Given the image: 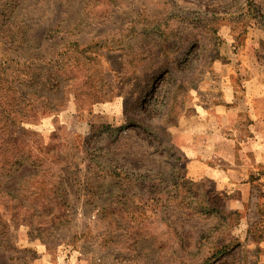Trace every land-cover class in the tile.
<instances>
[{
    "label": "rangeland",
    "instance_id": "rangeland-1",
    "mask_svg": "<svg viewBox=\"0 0 264 264\" xmlns=\"http://www.w3.org/2000/svg\"><path fill=\"white\" fill-rule=\"evenodd\" d=\"M16 2L26 40L0 15V76L34 165L0 174V264H259L261 201L229 210L176 143L228 89L264 98V0ZM252 125L246 109L227 133ZM44 199L62 210L43 215Z\"/></svg>",
    "mask_w": 264,
    "mask_h": 264
},
{
    "label": "crops",
    "instance_id": "crops-1",
    "mask_svg": "<svg viewBox=\"0 0 264 264\" xmlns=\"http://www.w3.org/2000/svg\"><path fill=\"white\" fill-rule=\"evenodd\" d=\"M232 89L226 96L201 115L196 125L190 124L189 142L177 139V145L188 159L187 172L191 181L208 180L214 190L225 197L229 210L242 212L249 202L261 201L264 206V98L237 99ZM248 111L253 122L252 134L242 143L236 140L230 125L242 112ZM244 110V111H243ZM203 121V122H198ZM257 206L255 216L258 218ZM243 213V212H242ZM263 217L264 224V214ZM241 225L247 228L246 216ZM264 228V227H263ZM261 249L260 263L264 264V238L255 243Z\"/></svg>",
    "mask_w": 264,
    "mask_h": 264
},
{
    "label": "trees",
    "instance_id": "trees-1",
    "mask_svg": "<svg viewBox=\"0 0 264 264\" xmlns=\"http://www.w3.org/2000/svg\"><path fill=\"white\" fill-rule=\"evenodd\" d=\"M247 2L250 3L251 0H247ZM16 3H17L16 0H4V2L1 3L0 5V15L2 17L1 31H3V33L5 34L4 38H9L10 42L18 45H22V43L26 40V38L24 37V33L20 31L19 34L21 35L22 33V35L18 37L16 34L18 33L20 28L16 30V25L13 24ZM13 63H15L18 66L16 62ZM0 75H1V71H0ZM6 84H7V79L3 76H0V134L2 133L4 134L3 144L5 147L4 161L0 163V174L5 177H11L21 166L27 163L31 165L34 164L33 161H31L30 154L28 152L19 151V149L17 148L18 138L12 135L11 133L12 130H9V127L13 122L11 121V119H13L12 116L16 114L21 115V110H19V102L13 101L14 100L13 98L11 99L12 100L11 101L7 96V93L10 92L11 90H15V88H13L11 85L7 88ZM131 122L134 124V121L131 120ZM21 136H24V134H21ZM7 155L8 157H6ZM31 203H36V202L32 200ZM50 204L54 205L56 210L57 209L62 210V207L61 206L59 207L56 200L48 201L44 199L43 202L41 203L39 202L38 204L43 215L47 214L48 205ZM212 210L215 209L213 208ZM66 217L67 216L64 213H62L60 215L58 214L57 219L59 222L61 221L62 224H65L67 223ZM14 219H15V215L11 217L10 219L11 222H13ZM0 222H2L1 215H0ZM42 225L44 226V223H42ZM1 227H3L4 230H2L0 234L5 235L4 231L7 230V228L9 227L8 223L3 221L2 225L0 223V228ZM8 248L9 247L7 245V241L4 239L0 240V250L5 251Z\"/></svg>",
    "mask_w": 264,
    "mask_h": 264
}]
</instances>
